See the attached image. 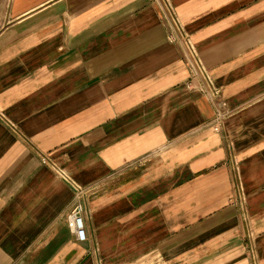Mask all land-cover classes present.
I'll list each match as a JSON object with an SVG mask.
<instances>
[{"label": "crops", "instance_id": "0c3cea01", "mask_svg": "<svg viewBox=\"0 0 264 264\" xmlns=\"http://www.w3.org/2000/svg\"><path fill=\"white\" fill-rule=\"evenodd\" d=\"M171 1L220 129L155 0H0V264H264V0Z\"/></svg>", "mask_w": 264, "mask_h": 264}, {"label": "built area", "instance_id": "2783aa9c", "mask_svg": "<svg viewBox=\"0 0 264 264\" xmlns=\"http://www.w3.org/2000/svg\"><path fill=\"white\" fill-rule=\"evenodd\" d=\"M164 9L168 17L170 18V36L174 40H179L185 49V57L190 68V84L207 95L213 102L215 112L210 120V123L214 128L220 129L225 119L231 114V110L228 106L227 100L222 94V89L216 84L209 68L203 61L198 47L193 40L191 34L186 29L185 24L178 17L175 6L171 0H155ZM43 160L51 163L53 166L57 164L47 154H43ZM233 170L235 177L237 178L238 200L240 203L245 202V196L242 190L241 173H240V160L231 148L229 157L227 160ZM75 188V196L72 208L69 212V216L73 221L74 232L78 240H85L87 238V229L85 226L84 215L89 212L87 207V200L96 193L102 181H97L92 184L82 186L70 179Z\"/></svg>", "mask_w": 264, "mask_h": 264}]
</instances>
